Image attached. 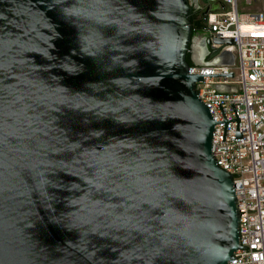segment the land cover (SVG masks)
Returning a JSON list of instances; mask_svg holds the SVG:
<instances>
[{"label":"water","instance_id":"95a60500","mask_svg":"<svg viewBox=\"0 0 264 264\" xmlns=\"http://www.w3.org/2000/svg\"><path fill=\"white\" fill-rule=\"evenodd\" d=\"M197 2L0 0V264L233 258V177L187 62ZM213 41L209 61L233 44Z\"/></svg>","mask_w":264,"mask_h":264},{"label":"built area","instance_id":"2783aa9c","mask_svg":"<svg viewBox=\"0 0 264 264\" xmlns=\"http://www.w3.org/2000/svg\"><path fill=\"white\" fill-rule=\"evenodd\" d=\"M197 1L195 22L213 48L221 46L214 39L233 42L221 53L233 55L234 67L226 60L189 68L204 77L197 93L215 122L212 152L237 197L240 247L227 264H264V12L240 10L256 0Z\"/></svg>","mask_w":264,"mask_h":264},{"label":"flooded vegetation","instance_id":"af4514ba","mask_svg":"<svg viewBox=\"0 0 264 264\" xmlns=\"http://www.w3.org/2000/svg\"><path fill=\"white\" fill-rule=\"evenodd\" d=\"M197 8V6H196ZM193 49L197 50V53H199V55L201 56V60L202 62H207L209 61V57L210 55L215 51V49L212 46V38L210 36V34L208 33H204L201 30H196V32L193 35ZM223 54H225V52H222L221 54H219L217 57L210 59V61L213 62H224L225 61V57ZM227 54V53H226ZM228 56V54H227Z\"/></svg>","mask_w":264,"mask_h":264},{"label":"rangeland","instance_id":"374dc122","mask_svg":"<svg viewBox=\"0 0 264 264\" xmlns=\"http://www.w3.org/2000/svg\"><path fill=\"white\" fill-rule=\"evenodd\" d=\"M239 7H240V10H245V11H247V10H261V11H263L264 12V0H256L253 4H251V5H249V6H246L243 2H240L239 3ZM224 56H226L225 57V61L227 60V61H229L230 62V66H232V67H234V64H235V62H234V58H233V55H231V54H228V56H227V54L225 53V54H223ZM235 72V71H234Z\"/></svg>","mask_w":264,"mask_h":264},{"label":"trees","instance_id":"16d2710c","mask_svg":"<svg viewBox=\"0 0 264 264\" xmlns=\"http://www.w3.org/2000/svg\"><path fill=\"white\" fill-rule=\"evenodd\" d=\"M196 13H197L196 10H194L192 15H191V22H192V25H193V35L196 32V30H198V28H199V26L195 22ZM187 62L189 63L190 66H193V63L190 60V55H187Z\"/></svg>","mask_w":264,"mask_h":264}]
</instances>
